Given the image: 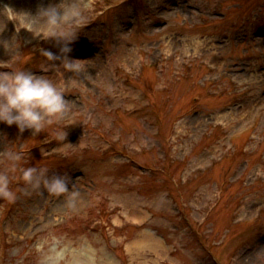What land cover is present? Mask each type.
Masks as SVG:
<instances>
[{"label": "rangeland", "instance_id": "374dc122", "mask_svg": "<svg viewBox=\"0 0 264 264\" xmlns=\"http://www.w3.org/2000/svg\"><path fill=\"white\" fill-rule=\"evenodd\" d=\"M58 3L0 0V60L70 105L38 134L0 121V264H264V0H76L68 53L34 17Z\"/></svg>", "mask_w": 264, "mask_h": 264}, {"label": "clouds", "instance_id": "9594fccd", "mask_svg": "<svg viewBox=\"0 0 264 264\" xmlns=\"http://www.w3.org/2000/svg\"><path fill=\"white\" fill-rule=\"evenodd\" d=\"M88 7H91V4ZM8 9L11 8L7 7L5 11ZM34 17L47 25L59 40L65 41L62 52L71 51L66 42L76 36L79 21L83 17V11L76 0H60L58 4L41 6ZM6 46L15 47L14 44H6ZM45 52L52 60L58 58L50 50ZM79 61L70 60L65 56L64 69L78 71ZM2 68H10L12 71L0 70V121L9 125L16 124L21 132L25 129H33V134H38L69 111V100L65 97L64 88L58 86L47 75L17 68L12 63V59L0 60V69ZM6 155L13 164L22 158V153L17 152L14 147L6 149ZM22 174L24 179L34 183V186L43 183L51 193L64 192L68 188V179L65 176L59 174L49 176L47 168L31 166L24 169ZM9 185L10 179L7 173L0 172V197L15 200L16 193Z\"/></svg>", "mask_w": 264, "mask_h": 264}, {"label": "bare ground", "instance_id": "6f19581e", "mask_svg": "<svg viewBox=\"0 0 264 264\" xmlns=\"http://www.w3.org/2000/svg\"><path fill=\"white\" fill-rule=\"evenodd\" d=\"M210 41H200V40H197V39H189L187 42H184V43H189L190 45H192L194 48H193V51H199L200 48L202 47V44H204V50L206 51H212V50H217V49H222V48H218L216 47V44L214 42H211V43H208ZM224 50V48H223ZM217 65H215L213 68H216ZM219 66V65H218Z\"/></svg>", "mask_w": 264, "mask_h": 264}]
</instances>
